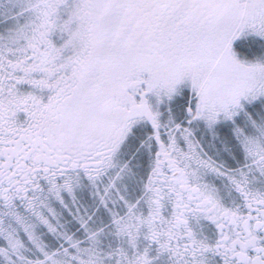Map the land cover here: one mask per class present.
I'll return each mask as SVG.
<instances>
[{
  "label": "snow or ice",
  "instance_id": "obj_1",
  "mask_svg": "<svg viewBox=\"0 0 264 264\" xmlns=\"http://www.w3.org/2000/svg\"><path fill=\"white\" fill-rule=\"evenodd\" d=\"M0 264H264V0H0Z\"/></svg>",
  "mask_w": 264,
  "mask_h": 264
}]
</instances>
